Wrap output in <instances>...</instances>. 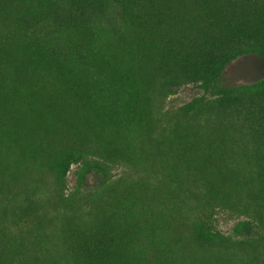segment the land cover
Wrapping results in <instances>:
<instances>
[{"label": "trees", "instance_id": "obj_1", "mask_svg": "<svg viewBox=\"0 0 264 264\" xmlns=\"http://www.w3.org/2000/svg\"><path fill=\"white\" fill-rule=\"evenodd\" d=\"M250 2L0 0V126L11 140L22 141L29 153L41 158L49 144L56 161L55 179L62 187L69 161L86 153L73 142L93 146L94 157L105 162L141 160L129 134L151 141L154 115L162 111L159 102L175 86L210 82L239 51L251 50L264 57V12L257 7L250 11ZM46 70L71 93L73 105L84 116L83 123L73 128V149L67 147L58 155L61 148L56 149L52 133L37 137L40 130L35 124L43 119L38 107L30 103L29 112H20L32 81ZM218 109V113L232 112L253 142L260 191L241 208L235 204L248 216L236 229L245 231L250 244L261 248L264 264V77L217 100L198 98L184 106L188 123L164 125L158 141L166 145L158 154L166 162L196 161L201 172L211 176L206 182L211 197L219 204L233 199L227 186L231 171L218 162L226 161L219 157L218 136L202 133ZM94 170L108 173L103 164L87 162L79 187ZM124 178L112 184L103 179V185L110 184V192L101 187L93 229L66 224L64 236L71 254L66 264H148L135 250L127 222L140 215L144 204L152 203V194L146 192L148 184H130ZM224 187L227 192L222 191ZM20 213L28 215V208H20ZM195 219L197 247L213 248L219 234L212 235L203 217Z\"/></svg>", "mask_w": 264, "mask_h": 264}, {"label": "rangeland", "instance_id": "obj_2", "mask_svg": "<svg viewBox=\"0 0 264 264\" xmlns=\"http://www.w3.org/2000/svg\"><path fill=\"white\" fill-rule=\"evenodd\" d=\"M250 4V11L257 7L264 12V0H251ZM263 77L264 57L244 50L234 55L210 82L188 81L175 86L159 102L162 111L154 115L156 126L151 141L136 140L133 133L129 134L135 139L132 148L143 157L141 160L105 162L94 157L90 151L93 146L86 148L73 142L86 153L75 155L69 161L63 187L57 185L56 161L48 143L45 142L48 146L41 158L29 153L22 141L11 140L0 126V264H66L71 256L64 236L66 224L75 223L88 231L93 229L101 187L104 192H110L108 185L125 176L126 183L148 184L146 192L152 194V203L144 204L140 215H134L127 222L136 241L135 250H139L143 261L148 264H262L261 248L250 244L245 231L239 233L236 229L241 221L248 219L247 212L236 205L244 206L246 200L252 201L260 191V182L253 142L235 115L229 110L218 113L221 110L218 109L212 114V117L218 114L213 123L202 131L213 138L218 136L219 157L226 160L218 162L231 171L227 186L233 199L224 204H219L209 193L211 190L206 185L211 179L209 173H202L196 161L166 162L167 158L158 154L166 144L160 145L158 139L164 125L188 123L189 115L182 108L194 100H217L236 87L253 84ZM53 78L48 70L34 78L20 112H29L30 103L38 107L43 119L35 124L40 130L37 137L45 131L52 133L56 149L61 148L58 155L67 147L73 149L72 131L83 123L84 116L73 105L71 93ZM87 162L103 164L108 173L89 172L79 187V176ZM103 179L111 183L103 185ZM227 189L224 187L222 191ZM22 207L28 208V215L20 213ZM244 210L247 209L244 207ZM197 217L207 220L213 236L219 234L214 237L216 244L211 249L203 250L196 245L194 221Z\"/></svg>", "mask_w": 264, "mask_h": 264}]
</instances>
